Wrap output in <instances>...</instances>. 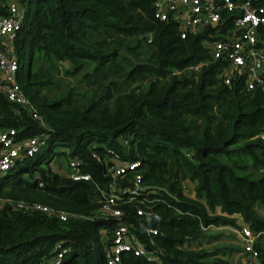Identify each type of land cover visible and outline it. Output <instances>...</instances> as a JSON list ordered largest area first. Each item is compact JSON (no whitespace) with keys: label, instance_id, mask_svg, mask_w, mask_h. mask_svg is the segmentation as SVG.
Returning <instances> with one entry per match:
<instances>
[{"label":"trees","instance_id":"16d2710c","mask_svg":"<svg viewBox=\"0 0 264 264\" xmlns=\"http://www.w3.org/2000/svg\"><path fill=\"white\" fill-rule=\"evenodd\" d=\"M154 1L25 0L19 80L45 124L0 90V129L14 127L18 139L42 134L44 144L0 176V264H48L60 240L69 247L63 264H107L103 230L120 221L89 218L111 181L94 153L141 161L142 184L170 192L141 195L159 199L149 208L160 219L123 205L122 220L160 260L126 253L122 264H242L224 247L193 246L209 236L204 227H239L241 218L259 234L264 264V90L242 77L226 83L204 42L209 32L181 37ZM70 77L78 83H64ZM54 156L68 174L52 169ZM72 160L89 179L70 176ZM37 203L72 216L63 221Z\"/></svg>","mask_w":264,"mask_h":264},{"label":"built area","instance_id":"2783aa9c","mask_svg":"<svg viewBox=\"0 0 264 264\" xmlns=\"http://www.w3.org/2000/svg\"><path fill=\"white\" fill-rule=\"evenodd\" d=\"M154 4L158 18L177 22L181 37H187L190 33L209 32L204 42L214 59L223 62L221 77L226 83L230 84L242 77L249 90H264V0H155ZM24 6L25 0H0V8H5V12L0 13V90L10 100L28 107L33 116L44 123L19 80L20 61L15 38L22 25ZM201 65L197 63L192 67L197 70ZM15 134L14 127L0 129V176L18 160L36 154L44 144L42 134L22 139H18ZM259 136L264 139V131ZM94 156L105 164L106 175L111 181L109 189L102 191L101 206L89 218H115L120 221L111 230H103L105 237H108L105 247L107 264H122L126 253L145 257L148 261L160 260L158 252L150 249L137 232L122 220L125 214L123 205L130 203L137 204L139 215L150 220L160 219V215L149 208L159 199L141 196V161L122 160L115 156L103 158L97 153ZM71 166L73 172L70 176L74 179L90 178L89 174L80 172L78 160H72ZM18 206L23 208L26 204L20 202ZM32 208L56 214L63 221L72 216L39 203ZM237 233L247 263L252 264L259 259V252L255 249L259 234L243 218L240 219ZM68 252L69 247L60 240L48 264H63Z\"/></svg>","mask_w":264,"mask_h":264},{"label":"rangeland","instance_id":"374dc122","mask_svg":"<svg viewBox=\"0 0 264 264\" xmlns=\"http://www.w3.org/2000/svg\"><path fill=\"white\" fill-rule=\"evenodd\" d=\"M72 80L74 83H78V78L70 77L65 78L64 83ZM50 165L52 169L61 174H68L69 167L64 161L59 160L56 156L51 160ZM195 183L186 181L185 193L187 195H194ZM258 211L261 215H264V207L258 208ZM240 222V219L238 220ZM60 243L57 241L54 247L52 248V253L55 252L56 246ZM193 246L195 248H215V247H224L228 249L226 257L231 258L232 260L238 262L242 261V258H245L246 255L243 253L241 245L238 239L237 226L225 225V226H213L210 228L209 236L200 241H196Z\"/></svg>","mask_w":264,"mask_h":264},{"label":"water","instance_id":"95a60500","mask_svg":"<svg viewBox=\"0 0 264 264\" xmlns=\"http://www.w3.org/2000/svg\"><path fill=\"white\" fill-rule=\"evenodd\" d=\"M214 24H216V22H214ZM121 52L127 56H129L130 58H132L135 62H138V60L135 58L134 55H132L131 53H129L125 47H121ZM63 63L65 65L68 66V61L64 60ZM140 189L142 191H150V190H154V191H162V192H166L168 194H170L169 190L166 187H161V186H157V185H142L140 187Z\"/></svg>","mask_w":264,"mask_h":264},{"label":"crops","instance_id":"0c3cea01","mask_svg":"<svg viewBox=\"0 0 264 264\" xmlns=\"http://www.w3.org/2000/svg\"><path fill=\"white\" fill-rule=\"evenodd\" d=\"M5 12V11H4ZM186 181H188V180H186ZM186 181H185V185H186ZM189 182H191L190 180H189ZM195 187V186H194ZM193 193H194V195H189V196H191V197H195V189L193 190ZM238 239H239V237H238ZM239 243H240V240H239ZM241 245V244H240ZM242 248V247H241ZM242 264H248L247 263V260H246V257L245 258H242V261H240ZM252 264H260V261H259V259L258 260H254L253 262H252Z\"/></svg>","mask_w":264,"mask_h":264}]
</instances>
